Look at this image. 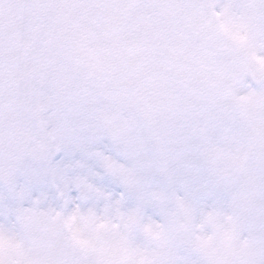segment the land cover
Listing matches in <instances>:
<instances>
[{
  "label": "snow or ice",
  "instance_id": "obj_1",
  "mask_svg": "<svg viewBox=\"0 0 264 264\" xmlns=\"http://www.w3.org/2000/svg\"><path fill=\"white\" fill-rule=\"evenodd\" d=\"M0 264H264V0H0Z\"/></svg>",
  "mask_w": 264,
  "mask_h": 264
}]
</instances>
